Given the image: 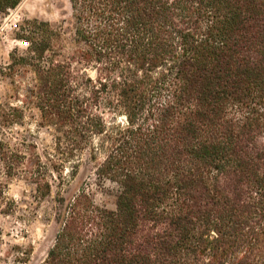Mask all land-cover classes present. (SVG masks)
Here are the masks:
<instances>
[{
    "label": "trees",
    "instance_id": "obj_1",
    "mask_svg": "<svg viewBox=\"0 0 264 264\" xmlns=\"http://www.w3.org/2000/svg\"><path fill=\"white\" fill-rule=\"evenodd\" d=\"M68 1L70 45L45 21L26 39L53 153L0 139V159L7 177L29 163L45 196L89 150L117 192L108 209L55 191L42 264H264V0ZM14 208L0 182V212Z\"/></svg>",
    "mask_w": 264,
    "mask_h": 264
},
{
    "label": "rangeland",
    "instance_id": "obj_2",
    "mask_svg": "<svg viewBox=\"0 0 264 264\" xmlns=\"http://www.w3.org/2000/svg\"><path fill=\"white\" fill-rule=\"evenodd\" d=\"M32 21H45L61 32L66 45L73 36V20L68 0H21L14 8L0 11V139L11 148L24 153L27 159L35 154L41 157L53 153V128L42 123L35 99L27 92L35 85L32 52L26 39ZM21 37V38H20ZM24 41H27L24 43ZM27 61V63L25 62ZM12 108L22 111L18 123L6 124ZM101 154L92 158L90 151H83L76 162V173L71 175L75 162L64 163V184L51 181L50 193L41 196L30 178L29 163L19 175L7 177L0 159V182L5 183L6 193L15 202L12 212H0V263L42 264L47 248L52 244L56 226L52 220L53 196L59 190L70 197L80 188L86 189L96 203L115 208L117 185L100 179L94 173ZM57 174L56 172H54ZM19 251H27L26 260L18 263Z\"/></svg>",
    "mask_w": 264,
    "mask_h": 264
},
{
    "label": "built area",
    "instance_id": "obj_3",
    "mask_svg": "<svg viewBox=\"0 0 264 264\" xmlns=\"http://www.w3.org/2000/svg\"><path fill=\"white\" fill-rule=\"evenodd\" d=\"M27 41H24V43H26Z\"/></svg>",
    "mask_w": 264,
    "mask_h": 264
}]
</instances>
